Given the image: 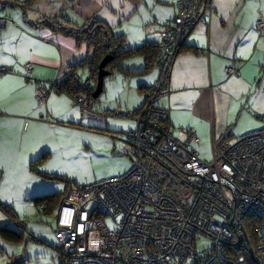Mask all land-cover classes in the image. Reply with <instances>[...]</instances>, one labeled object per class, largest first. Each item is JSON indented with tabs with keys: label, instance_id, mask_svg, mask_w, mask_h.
Returning a JSON list of instances; mask_svg holds the SVG:
<instances>
[{
	"label": "crops",
	"instance_id": "1",
	"mask_svg": "<svg viewBox=\"0 0 264 264\" xmlns=\"http://www.w3.org/2000/svg\"><path fill=\"white\" fill-rule=\"evenodd\" d=\"M7 1L12 5L0 4V10L10 11L0 12V66L11 69L0 75V205L11 206L15 216L0 208V227L20 231L21 238L0 235V264H62L55 223L45 217H55L60 204L44 211L35 198L60 196L78 183L60 175L69 181L61 185L42 174L61 173L54 156L72 145L66 144L69 134H100L114 149L124 143L157 70L147 67L142 53L124 55L113 69L109 66L111 73L99 96L90 94L94 102L88 108L61 90L50 91L38 105L35 80L58 82L71 70L81 78L91 76L82 63L91 57L92 47L50 24L80 27L94 17L121 35L126 48L149 47L157 44L160 26L174 16L176 0H35L25 10L13 4L16 0ZM259 18L264 19V0H210L206 17L180 46L170 91L159 103L168 109L172 126L197 133L202 159L211 158L219 138H236L264 126V44L255 27ZM26 62L31 63L29 72ZM231 64L237 75L226 72ZM95 81L91 76V93ZM129 166L124 155L110 176Z\"/></svg>",
	"mask_w": 264,
	"mask_h": 264
},
{
	"label": "built area",
	"instance_id": "2",
	"mask_svg": "<svg viewBox=\"0 0 264 264\" xmlns=\"http://www.w3.org/2000/svg\"><path fill=\"white\" fill-rule=\"evenodd\" d=\"M209 4L176 0L174 16L158 30L156 79L118 148L130 166L71 185L61 201L53 235L62 264H264V126L213 142L205 160L196 150L197 133L172 126L159 103L170 91L180 46ZM255 27L264 44V19ZM24 69L29 72L31 63ZM8 72L0 66V75ZM226 72L238 74L234 64ZM90 82V75L81 78L73 70L58 82L35 80V99L43 105L50 91L61 90L85 109L94 102ZM156 166L178 183L174 193L166 192L173 182H159ZM202 238L210 243L199 252Z\"/></svg>",
	"mask_w": 264,
	"mask_h": 264
},
{
	"label": "trees",
	"instance_id": "3",
	"mask_svg": "<svg viewBox=\"0 0 264 264\" xmlns=\"http://www.w3.org/2000/svg\"><path fill=\"white\" fill-rule=\"evenodd\" d=\"M35 0H22V1H15L14 5L20 6L23 10L29 7ZM4 6L12 5L8 1L0 2ZM51 28L54 30H58L63 32L66 35L73 37L77 42L84 41L88 45L92 47V55L89 59H86L82 64H86L89 67L91 72V76L93 80L96 79L98 64L100 60L107 54L112 56L111 62L107 65L111 66L113 69L117 62L119 61L120 57L124 55H129L132 53H142L146 58V65L147 67H151L154 64L156 52H157V44H150L149 47L139 46L135 48H126L123 42V38L121 35H115L111 29L105 24L103 21L97 18L89 19L83 26L80 27H65L60 24H50ZM109 69V70H111ZM93 89V88H92ZM91 87L88 88L89 94H91ZM227 139L226 136L223 138H219L220 141ZM35 163V162H33ZM168 172L164 173L165 176H170L171 174H167ZM42 174V173H41ZM48 179H56L60 181H64L65 183H69V181L60 175L57 174H42ZM171 177V176H170ZM69 191L62 193L60 196L50 194V195H43L40 197L35 198V203L37 205L44 203V211L51 210V208L57 204H60L61 201L66 197ZM0 208L8 214L11 218L15 216V212L13 208L7 204L0 205ZM17 223L21 224L19 221L15 220ZM0 235L12 241H19L21 238V232L16 229H9L6 226L0 227Z\"/></svg>",
	"mask_w": 264,
	"mask_h": 264
},
{
	"label": "rangeland",
	"instance_id": "4",
	"mask_svg": "<svg viewBox=\"0 0 264 264\" xmlns=\"http://www.w3.org/2000/svg\"><path fill=\"white\" fill-rule=\"evenodd\" d=\"M4 1L7 0H0V2ZM5 11L6 13L10 12L9 8L5 9ZM5 11L0 10L1 13ZM262 124L263 122L260 123V125ZM68 139L69 142L66 141V144L70 143L72 145L69 147L65 146L63 150H58V154L54 156L56 158L55 162H57L56 169L61 171L62 174L59 172V175H66L72 179H77L78 184L90 183L104 177H109L120 167L121 160L124 158V155L119 153L117 149L123 143L119 145L118 142L116 144L117 147L114 149L108 138L103 135L90 134L84 138L83 136H78V134H69ZM234 139L233 137L228 140L232 141ZM219 141L217 140L216 143ZM155 168L162 173V176L159 178V182L162 185L168 180L173 182V190H167L166 192L174 193V190L178 188V183L174 181L175 179L170 176H165L164 173H166V170L162 166H156ZM52 182L63 185V182L60 180H53ZM45 217L48 218V223H55L54 214ZM106 221L109 226L112 225L108 218H106ZM209 243L208 239L202 238L198 244V251L200 252L202 248L207 247Z\"/></svg>",
	"mask_w": 264,
	"mask_h": 264
},
{
	"label": "water",
	"instance_id": "5",
	"mask_svg": "<svg viewBox=\"0 0 264 264\" xmlns=\"http://www.w3.org/2000/svg\"><path fill=\"white\" fill-rule=\"evenodd\" d=\"M112 56L110 54L105 55L98 64L97 74H96V83L94 91L91 93V96L95 99L99 96L102 91L104 78L110 75L111 71L107 69V65L111 62Z\"/></svg>",
	"mask_w": 264,
	"mask_h": 264
}]
</instances>
